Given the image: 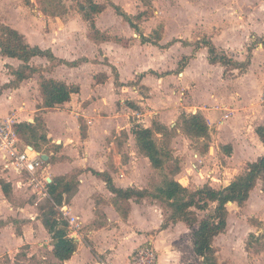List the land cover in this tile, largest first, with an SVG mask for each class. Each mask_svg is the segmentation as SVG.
I'll return each instance as SVG.
<instances>
[{
    "label": "crops",
    "instance_id": "crops-1",
    "mask_svg": "<svg viewBox=\"0 0 264 264\" xmlns=\"http://www.w3.org/2000/svg\"><path fill=\"white\" fill-rule=\"evenodd\" d=\"M31 2L35 7L29 11L24 4L0 0V23L22 34L29 45L48 49L64 62L51 66L47 58L35 56L29 64L45 70L9 87L5 85L13 80L12 71L22 62L0 52V117L13 115L18 124L34 123L36 116L41 117L38 131L45 134L46 140L42 142L46 150L41 149L40 141L35 142L38 149L24 143L45 158L48 174H54L50 179L64 176L76 183L69 194H64L62 204L68 206L71 216L79 218L81 229L75 240L76 250L64 262L54 257L51 237L38 214L17 217L18 225H22L17 241L23 245L33 242L42 247L43 244L32 234L34 231L38 235L45 234L51 241L48 255L51 264H99V261L130 264L131 255L147 242H152L158 253L157 264H202V258L193 251L191 235L190 246L198 260L183 261L186 256L182 255L184 249L179 234L173 233L176 228L181 230L183 226H190L176 221L163 228V208L158 201L135 196L116 200L105 177L119 189H149L150 176L157 170L138 151L131 128L133 125L148 128L154 121L168 128L166 137L157 135L167 145L171 137L174 158L186 153L177 148L176 142L180 138L195 143L194 151L189 153L193 158L190 170L211 187L217 182L223 184L222 187L228 185L245 171L248 163L264 156V142L256 132L258 127H264V107L258 102L264 80V47L253 52L249 64L239 69L210 64L205 46L192 49L177 39L168 49H179L184 56H190L187 66L177 76L159 73L153 75V79L152 73L156 69L147 67L149 62L145 53H150L147 45L137 47L138 52L134 53L136 47H123L112 41L95 42L84 32L85 29L77 36L68 27L72 18L45 15L34 0ZM113 2L125 3L123 0ZM105 12L106 9L95 19L100 32L105 29L100 19ZM55 20L60 24V31L56 30ZM74 20L86 27L79 16ZM224 50L232 52V49ZM141 56L144 61L139 60ZM76 60L82 61L76 65L67 64ZM233 60L246 61L243 54ZM41 74L76 85L79 91L71 94L63 104L42 108L38 85ZM215 106L233 109L234 113L220 123L224 111L215 109ZM197 112L206 120L208 140L193 139L179 128L175 135H171L182 113ZM185 170L184 161H179L172 169L173 178L188 188ZM11 178L12 185L5 182L12 188L18 178L14 175ZM7 207L13 211L10 205ZM243 252L249 253L247 249ZM218 253V264H251V258L246 255L239 257L229 252L227 259H221ZM24 258L31 264H43L41 258L47 257L39 258L31 253ZM258 263L264 264V257L258 259Z\"/></svg>",
    "mask_w": 264,
    "mask_h": 264
},
{
    "label": "rangeland",
    "instance_id": "rangeland-1",
    "mask_svg": "<svg viewBox=\"0 0 264 264\" xmlns=\"http://www.w3.org/2000/svg\"><path fill=\"white\" fill-rule=\"evenodd\" d=\"M78 1L80 0H55L49 3V0H34L38 7L41 6L42 8L49 9V12L52 13L51 15H45L53 18L62 16L69 19L72 18L68 27H71V30L77 36L84 29V32H87L86 34L91 32L88 23L83 20L78 10ZM94 1L106 4V12L100 18L103 27H105L101 33L109 37V40L106 41H112L131 49L136 47L134 48V53L138 52L137 47L147 45L150 49V53H145L148 59L147 62H149L147 67L156 69V72L152 73V78L153 75H159V73L162 76H177L182 68L187 66L186 64L190 56H184L185 54L181 50L178 52L179 49H168V46L173 44L177 39L184 46H191L192 49L193 47L198 49L204 46L205 42L211 40L217 50L224 51L231 59L243 54L244 59L247 60L253 52L261 50L264 47V0H123L125 2L123 5L121 3H114L113 1L115 0ZM11 2L24 4L29 11L35 7L31 0H11ZM108 2L118 5L123 11L132 16L142 14L141 18L135 20L138 30L135 31V29L129 27L128 23L115 13ZM61 3L66 8V13L62 15L59 14L61 8L56 9L49 6V4L59 6ZM99 14L95 16V19ZM77 16L85 23V28L81 24L76 23L74 18ZM55 21L57 24L56 30L60 31V24L57 20ZM140 35L148 37L151 42L156 43L158 46L152 43H142L139 39ZM106 41L101 40V42ZM226 48L232 49V52H226L224 50ZM139 60L144 61L142 56ZM178 128L181 129L179 122L172 129L171 135H175ZM39 135L40 132H38V139L36 141H40L39 144H42L41 149L46 150L43 147V142L45 141L41 140ZM170 138H168L167 145L163 138L158 135L156 136L158 146L167 153L165 156V167L167 170L164 168V173H169L171 169L177 166L179 161L183 160L184 165H186L184 175L186 180H188V188L195 190L199 186L204 185L206 181L194 176L190 170L193 158L189 153L194 151L192 147H195V143L192 141L186 142L180 138L176 142L177 148L184 150L186 153L183 157L177 156L174 158L171 153L170 144L172 139ZM48 168V165H46V169ZM161 173V171L157 170L151 174L148 187L150 190H154L161 184ZM49 174L50 177L54 175L51 172ZM11 177V174H6L0 169V178L9 181L12 185L13 182L11 180L13 179ZM222 185L219 182L213 183V187L217 189L221 188ZM263 189L264 181L258 180L249 199L243 206H238L236 203L227 205L226 229L213 242L215 248L219 251L218 256L221 259H227L229 252L233 253L234 256H245L246 254L243 251L247 249L249 253L246 256L251 258V264H261L258 263V259L261 260L264 257ZM11 191L9 198L5 199L0 190V264H31L24 258L26 254L31 253L39 258L43 256L47 257L46 259L41 258V260L46 264L48 262L51 264L48 256L51 241L45 234L38 235L35 231L32 234L34 239H38L43 244L42 247L37 246L33 242L23 245L17 241V231L19 232L22 229V225H18L20 223L17 217L23 214L27 215V213L39 215L40 210L48 203V198L37 197L30 187L19 186L17 184L12 186ZM7 205H10L13 211H10ZM161 207L163 208L164 220L167 222L170 210L165 204H162ZM212 208L213 205L210 204L209 209L205 211L194 209L197 219L200 220L205 217L210 213ZM20 209H23V211H20ZM13 219L17 221L15 224L12 221ZM196 226L197 223L191 227L187 228L183 226L181 230L176 228L173 231L174 234H179V242L184 249L182 255L186 256V259L183 261L198 260L192 251L189 241V236L191 235L189 229L196 228Z\"/></svg>",
    "mask_w": 264,
    "mask_h": 264
},
{
    "label": "trees",
    "instance_id": "trees-1",
    "mask_svg": "<svg viewBox=\"0 0 264 264\" xmlns=\"http://www.w3.org/2000/svg\"><path fill=\"white\" fill-rule=\"evenodd\" d=\"M55 0H49V3ZM110 3L118 16H121L125 22L135 31L138 30L135 20L141 18L142 14L132 16L127 14L118 5ZM54 8H61L59 14H65L66 8L61 5L49 4ZM43 14L52 13L49 9L39 6ZM106 8L105 3H97L94 0H80L78 1V10L81 13L83 20L88 23V36L95 42L109 40L108 36H104L95 25V16ZM142 43H156L150 41L148 37L140 35ZM200 45V44H199ZM204 46L207 49V60L210 64H221L223 66H232L239 69H244L249 64V59L244 62H237L226 55L224 51H219L211 40L205 42ZM0 52L4 56L17 58L22 62L21 65L12 71L14 78L5 86H17L22 80L31 77L36 72H41L37 67L31 66L30 60L35 57L47 58L51 66L63 63V60L55 57L50 50L40 49L38 46L29 45L24 36L16 30L0 23ZM79 61L76 60L69 65H76ZM39 91L42 99V108H54L57 105L68 101L71 94L77 93L79 87L76 85H69L63 81H58L51 77L40 75ZM42 119L40 116L35 117L34 123H20L16 127L19 137L32 145L36 149L35 142L38 139V129L41 127ZM179 124L181 130L189 137L199 140L203 138L208 140L209 131L204 116L200 113L186 114L182 113L179 117ZM81 135L84 136L83 126L80 125ZM131 132L135 138L138 151L145 156L153 169L161 171L162 181L154 190L150 189H128L123 190L116 188L111 180L105 177V182L108 189L115 194L116 200H123L135 196L138 199L148 197L152 198L160 205H164L170 210V215L167 222L164 221L162 227L165 228L169 222L182 221L187 226H193L197 223L196 228L192 229L191 240L194 253L202 258V264H218L216 252L217 249L213 245L214 239L223 233L227 226V203H236L238 206H243L249 198L251 190L255 187L258 180L264 181V156L259 157L256 161L248 163L245 171L237 176L226 186L221 188H213L208 184H204L195 190L183 186L173 178L172 169L169 173H164L165 156L167 153L162 150L156 141V135L166 137L168 128L157 121L152 123L151 127L145 128L140 125H133ZM260 139L264 142V127L260 126L256 129ZM46 140L45 134H40L39 138ZM34 142V143H33ZM203 147L206 148V143L203 142ZM38 149V147H37ZM97 174V173H96ZM75 182L71 178L58 176L51 178L47 183L48 203L40 211L38 219H40L43 227L50 235L52 240V253L54 257L60 262H64L70 258L77 248V243L70 239L67 235V223L61 218L57 206L62 205L64 194H69L75 187ZM0 188L9 198L12 192L11 186L0 179ZM264 190V189H263ZM210 204L213 205L212 210L202 219L198 220L195 210H208ZM15 224L17 221L12 220ZM20 232L17 231V234ZM185 264H196L194 262H187Z\"/></svg>",
    "mask_w": 264,
    "mask_h": 264
},
{
    "label": "built area",
    "instance_id": "built-area-1",
    "mask_svg": "<svg viewBox=\"0 0 264 264\" xmlns=\"http://www.w3.org/2000/svg\"><path fill=\"white\" fill-rule=\"evenodd\" d=\"M259 105L264 107V80L258 98ZM224 111L220 123L231 117L233 109L215 106ZM17 119L13 115L0 117V169L6 174L18 178L17 185L27 186L37 197L48 198L47 183L50 175L46 169V160L40 152L33 151L19 137L16 127ZM59 214L67 223L68 237L74 241L79 238L81 222L77 216L69 214L67 205L57 206ZM151 241V240H150ZM158 253L152 242L140 246L132 255L130 264H157ZM99 264H114L110 261H99Z\"/></svg>",
    "mask_w": 264,
    "mask_h": 264
},
{
    "label": "water",
    "instance_id": "water-1",
    "mask_svg": "<svg viewBox=\"0 0 264 264\" xmlns=\"http://www.w3.org/2000/svg\"><path fill=\"white\" fill-rule=\"evenodd\" d=\"M43 158H44V157H43ZM231 204H232V202H228V203H227V205H231Z\"/></svg>",
    "mask_w": 264,
    "mask_h": 264
}]
</instances>
